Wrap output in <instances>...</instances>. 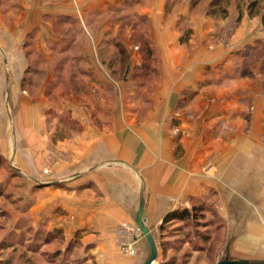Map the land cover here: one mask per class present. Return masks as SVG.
Wrapping results in <instances>:
<instances>
[{"label": "crops", "instance_id": "1", "mask_svg": "<svg viewBox=\"0 0 264 264\" xmlns=\"http://www.w3.org/2000/svg\"><path fill=\"white\" fill-rule=\"evenodd\" d=\"M189 5H173L170 0H0V146L7 141L5 104H9L18 111L16 124L28 142L29 155L41 158L42 163L46 135L40 129L48 105L55 104L57 113L70 106L72 118L79 121L83 115L75 110L76 104H111L103 94L112 93L113 88L123 98L125 86L111 85L109 69L101 63L107 61V55L100 51L97 56V47L110 45L119 28L120 39L123 34L122 41L128 46L130 27L121 24L127 23L128 15L140 16L149 24L157 81L145 104H154V111L148 110L136 123L134 116L127 117V111L117 107L112 114L109 109L103 129L80 134L71 161L57 164V169L78 174L68 184L71 189L47 190L43 202L51 211L56 209L55 217L50 213L48 219L53 220L52 225L65 235L77 236L82 253L93 255L95 264L141 263L142 238L135 239V255L122 252L119 243L133 239L131 230L142 197L143 220L149 229L178 206L217 202V216L231 221L233 231L246 228L249 236L255 235L256 243L264 242V96L254 79L251 93L243 91L251 97L249 114L241 89L232 88L225 97L226 87L239 80L220 78L223 71L228 74L223 70L228 66L223 44H203V37L181 40L184 25L192 26ZM199 19L205 21V14ZM57 25L84 30L89 37L84 41L66 38L56 31ZM60 44H80L74 60L84 67L77 75L90 79L88 93L80 97L74 92L67 97L64 90H58L60 100L50 101L44 92L55 71L41 73L46 79L35 87L36 95L22 91L20 81L31 71L32 54L41 63H52L63 50ZM129 50L133 58L135 53ZM188 94L189 100L182 101ZM181 101L216 106L211 111L204 108L200 118L185 119L183 122L194 127L178 138L172 113ZM115 104L135 103L117 100ZM209 155L217 157L215 175L202 169Z\"/></svg>", "mask_w": 264, "mask_h": 264}, {"label": "rangeland", "instance_id": "2", "mask_svg": "<svg viewBox=\"0 0 264 264\" xmlns=\"http://www.w3.org/2000/svg\"><path fill=\"white\" fill-rule=\"evenodd\" d=\"M170 1L173 5L190 3L187 15L192 26L184 25L181 40L203 37V44L209 42L212 47L219 43L223 44L224 50L228 52L224 61L228 66L223 70L227 69L228 74L223 71L220 73V78L237 77L239 80L233 83V86L226 87L229 91L225 90L224 95L227 97L232 88L241 89V97L247 101L244 105L247 108L245 112L249 114L252 111L251 97L249 98L248 95L247 98L243 91L252 90L251 84L254 79L264 96V22L261 16L264 11V0H255L256 5L252 7V14L249 13V7L254 0H220L214 5L212 3L215 0ZM204 14L206 20L200 21L199 18H203ZM115 16L118 17L119 14ZM131 22H121V24L130 27ZM139 26H142L141 36L150 35L147 20L143 24L139 23ZM55 29L66 38H79L84 41L83 38L89 37L84 30L80 31L69 26L57 25ZM133 29L131 27L128 29V46L122 41L125 40L123 34L122 40L120 39L119 28L110 45L97 47V56L100 51L107 55V61L101 63L109 69L111 85L125 86L124 97L122 98L123 93L121 94L118 88H116L117 92L113 88L112 93L106 91V94H103L107 103L111 104L91 106L76 104L75 110L83 115L79 121L72 118L70 106L57 113L55 104H49L45 109L47 117L43 119L40 129L42 135H46L45 140L42 139L44 163L41 158L33 154L29 155L28 142L24 140L23 131L21 132L16 124L18 111L5 104L7 141L3 145L5 148L0 146V264H95L93 255L87 250L85 251L88 253H82L77 236L65 235L63 230L52 225L53 220L48 219L50 213L55 217L56 209L51 211L50 206L48 204L46 206L43 202L47 198V190L70 188L68 184L77 179L78 174L69 169L65 171L57 169V164L71 161V151L75 149L74 145L80 134L87 132L88 129H103V118L107 117L109 109L112 114L117 107L124 112L127 111V117L134 116L133 122L136 123L145 117L148 110L154 111V104H145V101L151 87L157 81V61L143 58V52L138 44L139 39H136L138 36L136 38L132 36L135 32L141 31L134 32ZM91 30L90 33L93 35L95 31ZM117 43L124 48L123 56L120 55L121 52L119 53ZM65 45L60 44L59 48L63 50L52 63H41L36 55L32 54L31 71L20 81L22 91H27L32 96L36 95L38 88L35 87L46 79L41 73L55 71L53 72L55 75L53 74L51 81L45 86L44 95L50 101L60 100L61 90L65 91L67 97H73L75 93L82 97L88 93L90 79L77 75V72L84 67L74 60L80 44ZM129 48L131 50L135 48L134 51L132 50V53H135L133 58ZM136 54L140 55V59ZM143 64L145 68L140 69ZM150 68H153V71H150ZM189 96L187 95L182 101L187 102ZM117 100L131 101L135 104H115ZM182 101L177 104L175 113H172V123H174L172 126L178 129L176 132L178 138L186 133L185 129L194 127V125L189 126L188 122H183L185 119L200 118L206 110L211 111L216 106V104L192 106V104H183ZM129 111H134V114L130 115ZM228 128L224 127V129ZM216 160L215 155H209L202 166L203 171L208 175H215ZM53 200L55 204V198ZM219 206L217 202L207 205L189 204L188 207L178 206L175 210L186 208L192 212L193 208H200L204 210L203 215H198L196 220L189 217L183 220L175 219L170 223H155L150 230L155 237L158 254L152 264H216L226 256L229 259H247L250 264H264L259 260V258L264 259V242L256 243L255 235L249 236L246 228L241 227L239 232L233 231L231 221H223L217 216ZM242 223L246 226L248 222ZM49 224L51 227L48 226ZM258 224L262 225L261 222ZM136 227L135 225L131 230L133 239H123L119 247L124 252L122 250L124 243L142 238L145 243L140 260L142 262L148 254V245L142 232ZM133 245L136 247L135 242Z\"/></svg>", "mask_w": 264, "mask_h": 264}, {"label": "trees", "instance_id": "3", "mask_svg": "<svg viewBox=\"0 0 264 264\" xmlns=\"http://www.w3.org/2000/svg\"><path fill=\"white\" fill-rule=\"evenodd\" d=\"M218 1H220V0H215L212 3V5L216 4ZM254 5H256L255 0L252 2L251 6L249 7V13L250 14H252V7ZM261 16H262V20L264 22V11L261 13ZM126 19H128L127 22L128 21H132L130 23L131 24L130 27H131V29L135 28V29H133L134 32L135 31H141V32H135V33L133 32L134 34H132V36H135V38H136V36L139 37V38L137 37L136 39H139L138 44L140 45V50L143 52V58L146 59V60H150L151 59L152 61H154L155 60V50H154L155 48H154V45H153L150 37L149 36H141L142 35V28H141L142 26L140 27L139 26V23L143 24V22L145 21V19L142 18V17H140V16H137L135 14L128 15ZM122 21L124 22L125 19L123 18ZM188 34H189V32L186 34V36ZM116 46L120 50L119 53L121 52L120 55L123 56L124 55V48H123V46L121 44H119V43H117ZM142 68H145L144 64L141 66L140 69H142ZM150 71H153V68H150ZM189 95L190 94H188V96ZM183 99H185V98H183ZM203 211L204 210H202L200 208H197V207L196 208H193V211L192 212H190L186 208H182L180 210H175V211H173L171 213H168L165 216V218H164V220L162 222L164 224V223H167V222L172 221V220H175V219L183 220V219L189 218V217H191V218H193V219L196 220L198 218V215H200V216L203 215Z\"/></svg>", "mask_w": 264, "mask_h": 264}, {"label": "water", "instance_id": "4", "mask_svg": "<svg viewBox=\"0 0 264 264\" xmlns=\"http://www.w3.org/2000/svg\"><path fill=\"white\" fill-rule=\"evenodd\" d=\"M144 199L140 200L139 208L135 217V224L142 232L148 244V254L140 264H152L158 254L155 237L143 220ZM216 264H250L247 259H229L228 256L216 262Z\"/></svg>", "mask_w": 264, "mask_h": 264}, {"label": "built area", "instance_id": "5", "mask_svg": "<svg viewBox=\"0 0 264 264\" xmlns=\"http://www.w3.org/2000/svg\"><path fill=\"white\" fill-rule=\"evenodd\" d=\"M136 229H139L138 227H136ZM135 241H130L129 243H124L122 245V250L130 255H134L136 253V247L133 245Z\"/></svg>", "mask_w": 264, "mask_h": 264}]
</instances>
